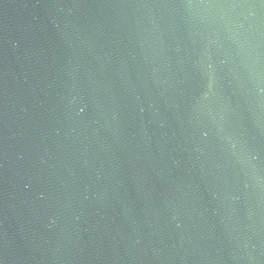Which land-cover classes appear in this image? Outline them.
<instances>
[{
	"label": "water",
	"instance_id": "obj_1",
	"mask_svg": "<svg viewBox=\"0 0 264 264\" xmlns=\"http://www.w3.org/2000/svg\"><path fill=\"white\" fill-rule=\"evenodd\" d=\"M0 264H264V0H0Z\"/></svg>",
	"mask_w": 264,
	"mask_h": 264
}]
</instances>
